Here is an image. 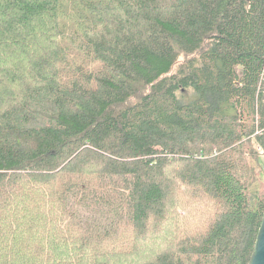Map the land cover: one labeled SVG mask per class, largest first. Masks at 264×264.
I'll return each mask as SVG.
<instances>
[{"label":"trees","instance_id":"obj_1","mask_svg":"<svg viewBox=\"0 0 264 264\" xmlns=\"http://www.w3.org/2000/svg\"><path fill=\"white\" fill-rule=\"evenodd\" d=\"M257 146L264 0H0V264H249Z\"/></svg>","mask_w":264,"mask_h":264},{"label":"water","instance_id":"obj_2","mask_svg":"<svg viewBox=\"0 0 264 264\" xmlns=\"http://www.w3.org/2000/svg\"><path fill=\"white\" fill-rule=\"evenodd\" d=\"M249 264H264V212Z\"/></svg>","mask_w":264,"mask_h":264},{"label":"rangeland","instance_id":"obj_3","mask_svg":"<svg viewBox=\"0 0 264 264\" xmlns=\"http://www.w3.org/2000/svg\"><path fill=\"white\" fill-rule=\"evenodd\" d=\"M257 147L261 152L260 158L262 160V171L259 173L258 177H259L260 182L264 184V169H263V167H264V150L259 146H257Z\"/></svg>","mask_w":264,"mask_h":264},{"label":"built area","instance_id":"obj_4","mask_svg":"<svg viewBox=\"0 0 264 264\" xmlns=\"http://www.w3.org/2000/svg\"><path fill=\"white\" fill-rule=\"evenodd\" d=\"M263 169H264V167H263Z\"/></svg>","mask_w":264,"mask_h":264}]
</instances>
